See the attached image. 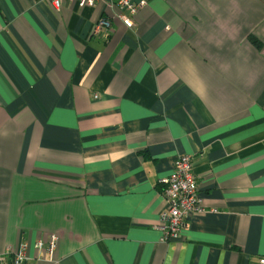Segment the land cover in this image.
<instances>
[{"label":"crops","instance_id":"0c3cea01","mask_svg":"<svg viewBox=\"0 0 264 264\" xmlns=\"http://www.w3.org/2000/svg\"><path fill=\"white\" fill-rule=\"evenodd\" d=\"M137 1V0H136ZM0 0V255L43 264H262L264 0ZM189 154L207 211L158 228Z\"/></svg>","mask_w":264,"mask_h":264},{"label":"built area","instance_id":"2783aa9c","mask_svg":"<svg viewBox=\"0 0 264 264\" xmlns=\"http://www.w3.org/2000/svg\"><path fill=\"white\" fill-rule=\"evenodd\" d=\"M53 9L59 11L64 0H47ZM80 6H95L99 1H104L114 10L110 16L100 17L95 24L94 33L104 36L110 34L114 27V19H119L127 26L134 25L135 16L140 9L147 5V0H76ZM194 162L191 155L179 156L174 164V169L164 180L165 188L163 197L167 207L161 213L158 228L163 232L164 240L179 239L187 225L189 215L204 213L207 208L199 192V184L194 173ZM59 236L51 234L47 239H38L34 242L35 254H31V243L23 241L18 250L12 255H0V264H43L53 262L58 247ZM264 264V257L260 259Z\"/></svg>","mask_w":264,"mask_h":264}]
</instances>
